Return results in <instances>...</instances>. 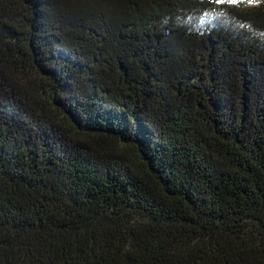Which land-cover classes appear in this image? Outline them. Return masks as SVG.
Returning <instances> with one entry per match:
<instances>
[{"label":"trees","instance_id":"16d2710c","mask_svg":"<svg viewBox=\"0 0 264 264\" xmlns=\"http://www.w3.org/2000/svg\"><path fill=\"white\" fill-rule=\"evenodd\" d=\"M0 264H264V0H0Z\"/></svg>","mask_w":264,"mask_h":264}]
</instances>
